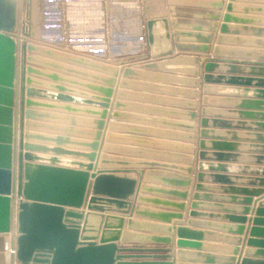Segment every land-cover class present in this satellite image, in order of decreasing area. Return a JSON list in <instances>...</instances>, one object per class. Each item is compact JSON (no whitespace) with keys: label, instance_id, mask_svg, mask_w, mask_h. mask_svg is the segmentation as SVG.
I'll list each match as a JSON object with an SVG mask.
<instances>
[{"label":"crops","instance_id":"crops-1","mask_svg":"<svg viewBox=\"0 0 264 264\" xmlns=\"http://www.w3.org/2000/svg\"><path fill=\"white\" fill-rule=\"evenodd\" d=\"M73 1L32 0L30 2L26 0L20 18L25 29L26 24L28 27L31 26L27 30L28 39L54 50L105 62L119 69L113 76L111 72L76 65L59 57L35 55L40 60L63 66L64 69L44 67L40 69L64 79L53 81L44 76L33 77L36 80L33 87L41 94L33 99L43 104L33 110L42 114V117L33 121L25 120L33 125L28 131L45 136H63L73 141L71 144H65V148L89 151L88 147L79 145L77 142H89L95 138L99 117L94 111L102 110V107L97 104L104 98L103 94L95 88H108L101 79L95 80L93 76L112 77L114 82L111 87L112 94L109 97L110 106L107 108L108 114L104 119L105 124L101 130L102 137L97 150L100 159H107L110 163L101 164L100 161L98 168L129 167L137 170L142 168L144 172L141 175L131 173L140 186L188 193V197L183 201L185 202V209L181 212L183 217L171 218L169 223H165V218L160 215H154L158 212L176 211L163 205L142 202L140 207L146 208L148 212L145 215H133L132 219L136 223L131 228H127V214L112 211L124 216V231L138 235H163L159 226L187 225L191 195L196 184L195 172H197V164L201 162L206 166L212 164L218 170L215 172L229 177L234 184L232 186L259 191L254 192L251 199L261 198L259 202H264V184L260 185L252 181L257 177L264 178L262 176L264 173V128L259 126L264 123V105L251 109L243 105L246 101H264V95L261 94L264 90V70L250 69L254 62H261L263 65L260 66L264 67V0H177L172 5L168 3V0H123L126 3L124 7L128 8L124 14L126 18H130L128 28L131 29V34L128 38L118 39L109 45H106L105 39H102L104 33L100 26L103 16L101 7L98 6L101 0H80L87 3H85L87 15H81V18L78 17L79 20L77 17L74 18L75 16L74 20L73 18L69 20L71 18L68 10L70 6L74 8ZM91 1L98 6L97 10L89 7ZM61 2L66 3L64 5L66 11H63L64 14L59 13L58 20L56 15L58 6H60L59 11L63 10ZM85 5L83 4L82 8L86 7ZM227 6H231L228 12ZM171 9L175 11L174 15L171 14ZM27 10L28 20L26 19ZM71 13L75 14V11ZM138 14H141V20L136 19ZM226 14L239 19L228 21L226 23L228 31L221 35L219 30ZM91 15L97 16L96 24L90 23L93 21L90 19ZM61 16L65 18L61 20ZM150 17L167 19L171 40H161V31L156 30L154 54L157 56H151V58L156 59L157 67L136 68L133 63L131 66L137 74L124 77L121 74L122 64L135 62L147 52L142 24L145 18ZM172 21L177 22V29L173 28ZM209 26H212L210 32L207 31ZM198 28L200 29L196 30ZM174 30L211 36L210 49L206 54H199L200 59L204 56H213L217 38L222 36L223 41L219 47L224 53L219 58L225 61H218V67L212 74L224 76V79L218 83L201 84L200 65H194L191 53L176 50L172 38ZM180 43L199 44L193 38H180ZM168 50L172 53L163 55ZM68 68L75 72H67ZM122 82L127 84L122 85ZM58 84L63 85L66 90L63 92L57 90ZM193 89L196 94L192 99L189 93ZM60 94L69 98L63 100L58 97ZM187 102L195 104L194 109L197 112L195 119L189 116L191 110L188 109ZM202 110H205L204 114ZM244 112H252L253 116L242 114ZM202 115L209 120L207 130L211 134L206 137L203 149L207 157L200 161L198 158L201 140L199 118ZM212 120L217 122L212 123ZM190 124L194 126L193 129L188 127ZM19 131L18 127L17 135ZM217 140L233 144L231 150L223 151L229 156L221 161H216L213 155L216 149L211 143ZM59 158L66 161L86 162L85 159L75 156L66 155ZM121 161L129 162V164L121 165L119 164ZM139 162H148L154 166H143ZM187 168L193 169L191 175L187 174ZM204 172L205 175L215 173L207 169ZM180 179H187L188 185L182 186ZM201 184L205 189L199 192L210 194L211 199L197 201L200 206L196 210L200 214L192 219L193 224L190 227L204 231L201 240L204 245L202 254L214 256L213 264L228 263L231 256L237 259L242 250V257L246 255L251 260L264 259L263 243L261 245L244 244V235H237L231 231L236 229L237 224L232 223L226 216L227 212L223 210L229 208L239 212L244 205L230 202L229 193L223 189L229 185L212 182L208 177H205ZM260 193L261 195H258ZM139 194L162 200L180 201L168 195L141 193V191ZM238 198H242L241 195H238ZM246 216L252 218L255 215L249 213ZM260 217L263 222L257 227L261 228V233L250 236L249 232L248 238L263 242L264 215ZM243 226L246 227L247 223ZM174 233L173 231L171 234L173 240H175ZM132 242L126 245L130 246ZM144 245L152 246L150 243H144ZM183 252L180 258L177 254L175 255L177 263L203 262L204 256L197 257L195 250L183 249ZM170 253L173 255V250ZM235 261L232 264H235Z\"/></svg>","mask_w":264,"mask_h":264},{"label":"water","instance_id":"water-1","mask_svg":"<svg viewBox=\"0 0 264 264\" xmlns=\"http://www.w3.org/2000/svg\"><path fill=\"white\" fill-rule=\"evenodd\" d=\"M175 1L177 0H168V3L172 5ZM25 4L26 0H0V264L7 262L8 264H181L175 261V255L177 254L180 258V255L184 253L183 249L195 250L197 257L204 256L203 262L199 264H213L215 257L203 255L201 252L204 248L201 242L204 231L190 227L193 224L192 219L200 214L196 210L200 206L197 201L211 199L210 194L199 192L205 189L201 184L205 177L212 182L229 185L223 189L229 193L230 202L244 205L239 212L229 208L223 210L227 212V218L237 224L236 229L231 231L237 235H244V244L261 245L263 243L264 245V241L248 238L249 232L250 236L261 233V228L257 226L263 222L260 216L264 215V202H259L261 198L251 199L253 193L259 191L232 186L234 184L229 177L215 172L218 170L212 164L206 166L202 162L197 164V172H195L196 184L191 195L187 225L159 226L163 235H138L123 230L125 218L121 214H127V228H131L136 223L132 219L133 215L147 214L146 208L140 207L142 202L163 205L176 210L154 214L165 218V223H169L171 218L181 219L183 217L181 212L185 209L183 201L188 197V193L140 186L131 173L141 175L144 172L142 168L141 170L129 167L98 168L100 161L101 164L110 163L107 159H100L97 150L102 137L101 130L105 124L104 119L108 114L107 108L110 106L109 97L112 94L111 87L114 82L112 77L93 76L95 80L101 79L108 88H95L104 96L97 104L102 107V110L94 111L99 117L95 138L89 142H77L79 145L88 147L89 151L65 148V144H71L73 141L63 136L52 137L28 131L33 125L25 120L33 121L42 117V114L33 110L43 105L33 99L41 95L33 87L36 83L33 77L44 76L53 81L64 79L40 69V67L63 68V66L40 60L35 55L59 57L76 65L111 72L113 76L119 68L30 41L29 33L20 18ZM230 9L231 6H227V12ZM170 12L172 15L175 14L173 9ZM236 19L239 18L226 14L220 26V34L228 31L226 24L228 21ZM142 26L147 52L135 62L122 64L121 74L124 77L137 74L131 66L133 63L136 68L157 67L156 59L151 58V56H157L154 54L156 30L161 31V40H171L168 21L165 17L145 18ZM172 26L177 29V22L172 21ZM207 31H212V26H209ZM172 38L177 51L191 53L194 65H200L201 84L218 83L224 79V76L212 74L218 67V61H225L219 58L224 53L219 47L223 41L222 36L217 38L213 56H204L202 59L199 58V54H206L209 51L210 35L203 36L174 30ZM180 38H193L199 44H183L180 43ZM171 53L172 51L168 50L163 55ZM252 65L251 70H264V67L260 66L263 65L261 62H254ZM66 70L75 72L69 68ZM126 84L122 82V85ZM56 89L61 92L66 90L61 84H58ZM195 94L196 91L193 89L189 97L193 99ZM261 94L264 95V90ZM58 97L63 100L69 98L63 94ZM186 105L191 110L189 116L195 119L197 113L194 109L195 104L187 102ZM243 105L250 109L257 108L258 105H264V101H246ZM115 106L119 107L118 104ZM201 112L204 114L205 110ZM242 114L253 116L252 112ZM211 122L216 123L217 120ZM208 126V118L202 115L199 118L201 140L198 158L200 161L207 157L203 149L206 137L211 134L207 130ZM259 126L264 128V123ZM18 127L20 131L17 135ZM188 127L193 129L194 126L190 124ZM211 144L216 149L213 154L216 161L229 156L223 151H229L233 146L230 142L218 140L212 141ZM66 155L85 159L86 162L66 161L59 158ZM140 163L143 166H154L148 162ZM119 164L128 165L129 162L121 161ZM206 169L215 173L205 175ZM186 172L191 175L193 169L187 168ZM262 176L264 177V173ZM179 181L182 186H187L189 183L187 179ZM252 181L260 185L264 184V178L257 177ZM140 191L172 196L180 201L143 196L139 194ZM238 195L242 198L239 199ZM112 211L121 214H115ZM249 213L255 216L248 218L246 215ZM245 223H247L246 227L243 226ZM173 231L175 240L171 237ZM119 240L120 242H117ZM130 241H133V244L126 245ZM144 243H150L152 246H145ZM172 250L173 255L170 253ZM242 254L243 250L239 252L237 259L231 256L229 262L223 264H232L235 260V264H264V259L251 260L246 255L242 257Z\"/></svg>","mask_w":264,"mask_h":264},{"label":"rangeland","instance_id":"rangeland-1","mask_svg":"<svg viewBox=\"0 0 264 264\" xmlns=\"http://www.w3.org/2000/svg\"><path fill=\"white\" fill-rule=\"evenodd\" d=\"M30 2H32V0H30ZM59 2V1H58ZM84 2V1H83ZM82 1L80 0H74L73 1V5L74 8L72 9L71 6L69 7L70 10H68V13H69V17L71 19L69 20H72V18H81V15H84L86 14L87 15V6L85 5L86 2L83 3ZM93 1L90 2V5L89 7L91 8H94L95 10L98 9V6L101 7V10H102V16L103 18L101 19V29H103V33L104 35L102 36V39L104 40L105 39V42H106V45H109V43L112 44V42L114 41H117L118 39H124L125 37L128 38V35L131 34V29L128 28L129 24H128V21L130 20V18H126L125 17V14H124V11H126L128 8H125L124 4H126L125 2H123V0H101V2L99 3V5L95 6L94 2L92 3ZM85 5L86 7L82 8V5ZM87 4V3H86ZM59 5V3H58ZM61 5L63 6V10L61 9L60 10V6H58L57 8V18L59 16V13H63L66 11V8L64 7V5H66V3H62L61 2ZM96 7V8H95ZM84 10H86V12H84ZM94 10V11H95ZM64 11V12H63ZM71 11H75V14L74 13H71ZM28 10H27V14H26V19L28 20ZM141 15L138 14L136 15V19L137 20H141ZM64 17H60V19H64ZM73 18V20H74ZM78 18V20H79ZM90 19L93 20L91 21L90 23H95L96 24V21H97V16H90ZM59 20V18H58ZM57 20V21H58ZM26 22H29V21H26ZM78 22V21H77ZM88 22V21H87ZM82 23H84L82 21ZM94 24V25H95ZM28 24H26V30H29L31 28V24L29 25L30 27L27 26ZM130 29V30H129ZM86 30V29H85Z\"/></svg>","mask_w":264,"mask_h":264},{"label":"bare ground","instance_id":"bare-ground-1","mask_svg":"<svg viewBox=\"0 0 264 264\" xmlns=\"http://www.w3.org/2000/svg\"><path fill=\"white\" fill-rule=\"evenodd\" d=\"M40 33V32H39Z\"/></svg>","mask_w":264,"mask_h":264}]
</instances>
